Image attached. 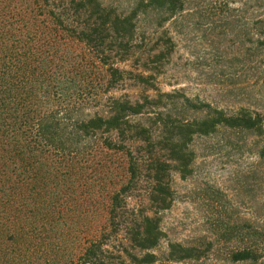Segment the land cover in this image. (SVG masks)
Listing matches in <instances>:
<instances>
[{"label": "trees", "instance_id": "obj_1", "mask_svg": "<svg viewBox=\"0 0 264 264\" xmlns=\"http://www.w3.org/2000/svg\"><path fill=\"white\" fill-rule=\"evenodd\" d=\"M186 2L142 0L124 11L104 0H0V213L16 225L20 247L11 252L21 264H51L61 248L52 264H153L173 175L192 174L197 137L250 133L263 139L264 159V111H228L160 88L171 38L122 65L141 48L142 14L159 12L163 25ZM85 202L103 218L86 232ZM223 236L228 262L264 258V233L252 224ZM213 247L171 242L167 257L198 260Z\"/></svg>", "mask_w": 264, "mask_h": 264}, {"label": "rangeland", "instance_id": "obj_2", "mask_svg": "<svg viewBox=\"0 0 264 264\" xmlns=\"http://www.w3.org/2000/svg\"><path fill=\"white\" fill-rule=\"evenodd\" d=\"M104 1L128 11L142 0ZM158 13L149 10L141 15V48L122 65L136 66L135 58L141 52L162 46L164 38L169 37L173 52L158 76L163 91L183 89L196 102H208L228 111L240 106L264 111L261 0H187L185 9L163 25L159 24ZM125 92L136 93L132 89ZM262 143L260 137L225 128L194 140L193 172L186 178L173 175L174 202L161 214L166 235L154 249L157 260L153 264H250L226 260V246L232 243L223 242V230L248 222L264 233V159L257 154ZM103 204L104 197H98L96 206ZM83 207L87 209L79 228L86 232L101 224L103 218L99 212L93 213L95 208L90 203L85 202ZM13 233L16 225L7 223L4 213H0V264H21L19 255L11 252L20 247L11 240ZM66 240L72 248L75 240ZM207 240H213L214 247L201 259L173 261L167 257L171 242L201 245ZM64 252L61 248L57 254L63 257ZM72 253L68 250V255ZM38 254L41 258L49 256L44 247ZM58 256H52L48 263L57 261ZM257 264H264V258Z\"/></svg>", "mask_w": 264, "mask_h": 264}]
</instances>
